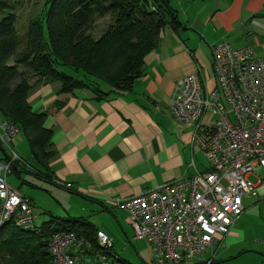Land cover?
Returning a JSON list of instances; mask_svg holds the SVG:
<instances>
[{
  "label": "crops",
  "instance_id": "0c3cea01",
  "mask_svg": "<svg viewBox=\"0 0 264 264\" xmlns=\"http://www.w3.org/2000/svg\"><path fill=\"white\" fill-rule=\"evenodd\" d=\"M174 8L183 26L160 32L156 47L144 58L142 75L130 89L113 91L100 85L109 95L98 100L88 89L59 94L58 83L37 78L29 82L32 112L47 114L43 126L52 133L55 154L48 165L53 178L107 209L113 208L114 198L137 196L208 169L195 138L196 126L175 121L169 106L185 76L196 74L204 91L217 87L212 45L223 41L248 48L264 61V0H180ZM210 118L206 114L201 124ZM25 161L34 164L31 157ZM20 165L15 168L17 178L27 170ZM124 219L129 222L126 213ZM235 225L206 251L216 247L211 261L203 262L202 254L192 263L212 264L221 250L220 257L227 260L223 263L252 251L260 255L264 245L251 243L246 231Z\"/></svg>",
  "mask_w": 264,
  "mask_h": 264
},
{
  "label": "built area",
  "instance_id": "2783aa9c",
  "mask_svg": "<svg viewBox=\"0 0 264 264\" xmlns=\"http://www.w3.org/2000/svg\"><path fill=\"white\" fill-rule=\"evenodd\" d=\"M264 28V27H263ZM217 87L204 91L196 74L179 81L170 101L172 118L196 126V140L208 163L204 172L176 179L111 205L126 213L135 240H145L155 264H190L200 260L219 236L226 235L243 214L246 195L264 194V61L248 48L226 42L211 46ZM210 114L207 124L202 118ZM18 129L0 122V145L8 154L0 159V227L12 222L21 230H34L31 200L7 182L19 157L11 148ZM60 184V183H59ZM71 189L70 184H61ZM100 253L97 264H120L106 255L111 241L96 233ZM89 242L72 232L54 233L47 244L52 264H81L78 257ZM211 261V260H210Z\"/></svg>",
  "mask_w": 264,
  "mask_h": 264
},
{
  "label": "trees",
  "instance_id": "16d2710c",
  "mask_svg": "<svg viewBox=\"0 0 264 264\" xmlns=\"http://www.w3.org/2000/svg\"><path fill=\"white\" fill-rule=\"evenodd\" d=\"M43 6L40 17L30 22L20 38L14 5L0 0V117L17 127L34 163L15 161L10 173L23 163L29 166L27 174L78 195L52 176L48 165L55 154L52 133L43 126L47 114H34L28 103L30 80L58 83L59 94L88 89L98 100L105 99L109 93L101 91V84L113 91L130 89L142 75L144 58L156 47L160 32L165 28L177 31L183 25L168 0H44ZM107 14L112 22L94 38L95 19ZM61 67L81 74L82 79ZM98 231L82 219L50 221L27 231L7 223L0 227V264H52L48 241L54 233L63 232L89 242V249L78 257L81 263L80 257L100 253L95 239ZM111 249L112 244L104 253L115 255L120 264H129Z\"/></svg>",
  "mask_w": 264,
  "mask_h": 264
},
{
  "label": "rangeland",
  "instance_id": "374dc122",
  "mask_svg": "<svg viewBox=\"0 0 264 264\" xmlns=\"http://www.w3.org/2000/svg\"><path fill=\"white\" fill-rule=\"evenodd\" d=\"M168 1L173 8L180 3V0ZM10 3L14 5V12L17 16L15 29L19 37L24 38L30 22L40 17L44 0H10ZM111 22V17L108 14L96 18L92 30L93 37L98 38ZM61 69L82 79L81 74H74L66 67H61ZM10 146L24 160L30 159L28 145L23 136L16 135ZM25 169L29 170V166H25ZM27 170L20 173V178H17L14 173L9 174L7 182L21 195L32 199L35 229H40L44 223L50 221L82 219L88 221L96 230L101 231L109 238L112 244V252L119 256L121 260L129 264H155L149 244L145 240L134 239L132 228L129 222L124 219L125 213L123 211L114 208L105 209L96 202L92 203L90 199L71 194L63 188L38 179L32 174H27ZM260 178H264L263 172H259L258 176H251L250 180L256 184ZM242 202L244 212L236 221L235 226L246 231L245 237L248 236L251 243L254 240V242H260L264 245V195H246L243 197ZM261 250L263 251L262 253L258 252L261 253L260 255L257 254L258 256L255 255V251H252L251 254H245L242 258L225 263H223V260L226 259L220 257L224 254V251L221 250L217 253V259L212 264H262L261 262L264 261V246ZM214 252H216V247L212 248L209 253L204 252L203 262H208L213 257ZM80 258L81 264H92L94 262L92 256L88 254ZM193 263L195 262L193 261Z\"/></svg>",
  "mask_w": 264,
  "mask_h": 264
},
{
  "label": "water",
  "instance_id": "95a60500",
  "mask_svg": "<svg viewBox=\"0 0 264 264\" xmlns=\"http://www.w3.org/2000/svg\"><path fill=\"white\" fill-rule=\"evenodd\" d=\"M0 154H1V156H2V158H3L4 160H7V155L5 154V152H4V150L2 149L1 146H0Z\"/></svg>",
  "mask_w": 264,
  "mask_h": 264
}]
</instances>
